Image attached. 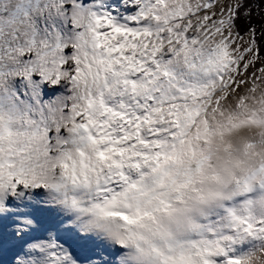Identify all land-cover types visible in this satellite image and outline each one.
I'll list each match as a JSON object with an SVG mask.
<instances>
[{"label": "snow or ice", "instance_id": "6c2138e0", "mask_svg": "<svg viewBox=\"0 0 264 264\" xmlns=\"http://www.w3.org/2000/svg\"><path fill=\"white\" fill-rule=\"evenodd\" d=\"M0 264H264V0H0Z\"/></svg>", "mask_w": 264, "mask_h": 264}]
</instances>
